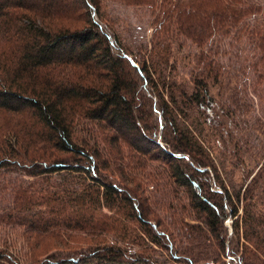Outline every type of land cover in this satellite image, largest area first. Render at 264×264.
<instances>
[{"label": "trees", "instance_id": "trees-1", "mask_svg": "<svg viewBox=\"0 0 264 264\" xmlns=\"http://www.w3.org/2000/svg\"><path fill=\"white\" fill-rule=\"evenodd\" d=\"M104 2L0 0V263L264 264V0H124L149 42ZM227 37L250 102L211 52ZM165 181L221 254L173 246L201 236L152 208Z\"/></svg>", "mask_w": 264, "mask_h": 264}, {"label": "rangeland", "instance_id": "rangeland-1", "mask_svg": "<svg viewBox=\"0 0 264 264\" xmlns=\"http://www.w3.org/2000/svg\"><path fill=\"white\" fill-rule=\"evenodd\" d=\"M105 5V9L107 10L108 14H110L111 17H113L116 22L118 23L117 25L119 26V29H123L122 31H124L125 36L127 38H131L132 34L134 35V37L132 39H142L145 38V40L147 42H149L151 35H152V28L149 27V16L150 12L148 10V8H133V7H129L126 5V3L124 2V0H105L104 2ZM137 36V37H135ZM232 42L231 37H227L223 40L222 42V46L219 47L217 44H214V49L211 50V52H214L216 54L217 58H223L224 61V67L227 68V70H229V73L231 76L234 77L233 82H231L232 87L236 86V85H244L245 82L247 83L246 86H240L242 88V95L240 93L241 96H243L244 98H247L249 100H247L248 102H250V98H252V91L250 89V84H249V79L248 76L246 78H242L241 75H236V73L234 72V70L229 66L232 63H234V49L235 46L232 44L230 45V43ZM188 45H191L190 41H187ZM185 46V52L187 54H191V53H195V51H198L197 47L195 45H191V46ZM175 48H177V45L174 46ZM207 50H209L207 48ZM223 50H227V54L225 56L222 57V52ZM189 70H192V66H187L184 67V63H182V65L180 66V71L183 72L185 71L186 73V77H189ZM248 79V81H247ZM231 85L227 88H222V89H226L225 94L223 95V100L227 101L228 97L230 96L229 92H230V87ZM217 90V88L215 89ZM219 99V97H218ZM220 100V99H219ZM258 110L260 111V113L263 111V108H258ZM215 114L218 112V108L215 109ZM258 111L254 110V109H250L249 112L247 114L249 115H255L257 114ZM221 113V112H220ZM216 152H218L219 150L215 147ZM226 170H231V165L229 164V160L228 163L226 162ZM15 175V174H13ZM228 175L230 178H234L233 180L235 181L236 184H240V176L238 174V172L235 173H230L228 171ZM172 182H162L160 185V189L159 191L153 190L152 195L154 194L155 197H157L158 201L156 203H153V198L151 197V199H149L150 204L152 206V208L157 211L159 213V218L164 220L166 222L167 225L170 226V228L172 230L177 228L187 232L183 227L182 224H179V228H178V223L177 220L180 222V219H183V221L188 222V225H192V229L191 231H194L196 236H201V238H194V237H190V234L184 235L183 232L181 231L180 235H179V230H177L174 233V239H172V243L174 242L173 246H176L177 248H179V250L182 251V249L185 246H188L186 248H189L191 250L190 256L185 257L187 258H191V257H195L201 262L204 261L205 259H209L210 257H215V253H220L219 247H217V240H214L215 237L211 236L210 233L207 232V234H200L198 232V228L196 226H194L193 224H196L197 222L192 220V218L186 214L185 218H178V217H174L172 214L173 212H175V210L180 209V203L178 200L173 199L172 195H169V190L171 188ZM153 186H150V189H152ZM212 188L213 190H219V186L215 184V182H212ZM166 196H165V195ZM170 199H167V198ZM162 199H167L166 203H163ZM188 203V200H187ZM172 204L173 208H169V205ZM186 225V224H184ZM225 226L227 228L228 234L231 235L232 233V218H228L227 221L225 222ZM3 238L5 237L2 234ZM210 237V241L213 243V245H209V240L207 238ZM166 244L168 243L169 245V241L165 240ZM158 252L163 251L161 248L157 247ZM172 250L170 247H168V253L169 256H172ZM221 254V253H220ZM230 258H232L231 254L228 255ZM239 257V256H238ZM226 262L230 261L229 258L225 259ZM237 263L238 260H237ZM0 264H12V262H7V259L3 260ZM171 264H180L177 262H172ZM229 264H233L232 262H230ZM236 264V263H235ZM252 264H258L256 261L253 262Z\"/></svg>", "mask_w": 264, "mask_h": 264}]
</instances>
